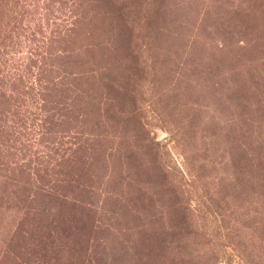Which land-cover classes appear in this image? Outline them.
I'll return each instance as SVG.
<instances>
[{
	"label": "rangeland",
	"instance_id": "obj_1",
	"mask_svg": "<svg viewBox=\"0 0 264 264\" xmlns=\"http://www.w3.org/2000/svg\"><path fill=\"white\" fill-rule=\"evenodd\" d=\"M0 264H264V0H0Z\"/></svg>",
	"mask_w": 264,
	"mask_h": 264
}]
</instances>
